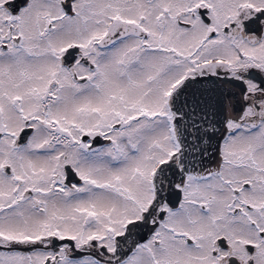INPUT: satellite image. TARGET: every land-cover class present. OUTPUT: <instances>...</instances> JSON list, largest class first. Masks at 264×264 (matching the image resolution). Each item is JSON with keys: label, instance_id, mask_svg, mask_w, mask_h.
Returning a JSON list of instances; mask_svg holds the SVG:
<instances>
[{"label": "snow or ice", "instance_id": "obj_1", "mask_svg": "<svg viewBox=\"0 0 264 264\" xmlns=\"http://www.w3.org/2000/svg\"><path fill=\"white\" fill-rule=\"evenodd\" d=\"M0 264H264V0H0Z\"/></svg>", "mask_w": 264, "mask_h": 264}]
</instances>
